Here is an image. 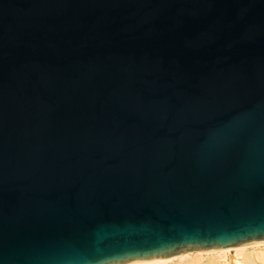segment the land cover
<instances>
[{"label": "water", "instance_id": "obj_1", "mask_svg": "<svg viewBox=\"0 0 264 264\" xmlns=\"http://www.w3.org/2000/svg\"><path fill=\"white\" fill-rule=\"evenodd\" d=\"M260 242L264 0H0V264Z\"/></svg>", "mask_w": 264, "mask_h": 264}, {"label": "bare ground", "instance_id": "obj_2", "mask_svg": "<svg viewBox=\"0 0 264 264\" xmlns=\"http://www.w3.org/2000/svg\"><path fill=\"white\" fill-rule=\"evenodd\" d=\"M234 252L233 254H231ZM264 264V242L230 247L213 251L185 252L167 258L130 264H168L176 260L190 259L188 264ZM180 263V262H178ZM177 264V263H176Z\"/></svg>", "mask_w": 264, "mask_h": 264}, {"label": "rangeland", "instance_id": "obj_3", "mask_svg": "<svg viewBox=\"0 0 264 264\" xmlns=\"http://www.w3.org/2000/svg\"><path fill=\"white\" fill-rule=\"evenodd\" d=\"M193 252V251H192ZM234 252H232L231 254H233ZM188 262L190 261V259H186ZM185 262V259L182 261V260H176V261H174V262H169L168 264H188V262ZM178 262H180V263H178ZM232 262H231V258H230V264H231Z\"/></svg>", "mask_w": 264, "mask_h": 264}]
</instances>
